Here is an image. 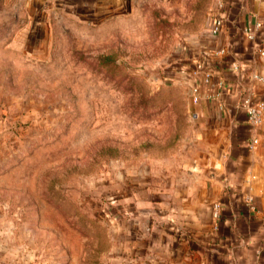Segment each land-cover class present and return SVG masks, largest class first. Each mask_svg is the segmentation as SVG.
I'll return each mask as SVG.
<instances>
[{"label": "rangeland", "instance_id": "rangeland-1", "mask_svg": "<svg viewBox=\"0 0 264 264\" xmlns=\"http://www.w3.org/2000/svg\"><path fill=\"white\" fill-rule=\"evenodd\" d=\"M222 1L0 0L7 238L105 264L110 220L157 198L142 179L157 190L189 158L195 62L178 54Z\"/></svg>", "mask_w": 264, "mask_h": 264}, {"label": "crops", "instance_id": "crops-1", "mask_svg": "<svg viewBox=\"0 0 264 264\" xmlns=\"http://www.w3.org/2000/svg\"><path fill=\"white\" fill-rule=\"evenodd\" d=\"M215 11L192 35L190 51L178 54L195 62L189 158L157 190L142 179L141 189L157 198L132 197L126 215L110 220L105 264H264V121L251 124L241 106L246 96L264 100L257 51L264 29L246 37L264 22V0H224ZM214 17L221 18L215 33ZM3 217L0 211V264H84L68 245L53 259L7 238Z\"/></svg>", "mask_w": 264, "mask_h": 264}, {"label": "built area", "instance_id": "built-area-1", "mask_svg": "<svg viewBox=\"0 0 264 264\" xmlns=\"http://www.w3.org/2000/svg\"><path fill=\"white\" fill-rule=\"evenodd\" d=\"M221 24V18L214 17L212 19V31L215 33L219 30ZM259 29H264V22L263 21H256L253 23L252 26L246 29V37L248 39L255 38V32ZM257 44V43H256ZM257 46V45H256ZM257 51L264 55V49L260 47ZM241 106L245 111L247 120L253 124L258 125L264 121V100L261 98H255L252 96H246L241 100Z\"/></svg>", "mask_w": 264, "mask_h": 264}]
</instances>
